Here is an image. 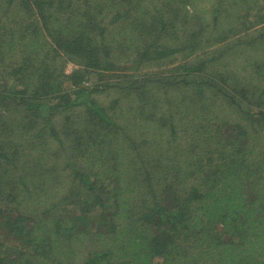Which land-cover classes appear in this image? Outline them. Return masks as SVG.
Returning <instances> with one entry per match:
<instances>
[{
  "label": "trees",
  "instance_id": "obj_1",
  "mask_svg": "<svg viewBox=\"0 0 264 264\" xmlns=\"http://www.w3.org/2000/svg\"><path fill=\"white\" fill-rule=\"evenodd\" d=\"M0 264H264V0H0Z\"/></svg>",
  "mask_w": 264,
  "mask_h": 264
},
{
  "label": "rangeland",
  "instance_id": "obj_2",
  "mask_svg": "<svg viewBox=\"0 0 264 264\" xmlns=\"http://www.w3.org/2000/svg\"><path fill=\"white\" fill-rule=\"evenodd\" d=\"M72 68H73L72 65H68V66L66 67L67 72H70V71L72 70ZM106 77H107V76H106ZM106 97H107V95L100 96V99H99V100H100V101H101V100H105V99L108 98V97H107V98H106Z\"/></svg>",
  "mask_w": 264,
  "mask_h": 264
}]
</instances>
